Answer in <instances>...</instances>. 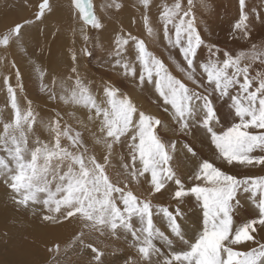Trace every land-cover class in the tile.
Listing matches in <instances>:
<instances>
[{
  "label": "snow or ice",
  "instance_id": "obj_1",
  "mask_svg": "<svg viewBox=\"0 0 264 264\" xmlns=\"http://www.w3.org/2000/svg\"><path fill=\"white\" fill-rule=\"evenodd\" d=\"M199 3L205 9L210 8L208 0H199ZM88 4L87 0H73L84 24L93 29H102L104 25L99 19H88ZM138 4L145 9L143 18L148 27L150 0H138ZM188 5L184 9L180 0H176L171 8H164L161 20L165 40L170 47L179 49L187 65V69L179 64L177 67L202 91L186 86L171 75L162 61L146 50L144 41L135 36L117 35L115 50L110 53L116 57L112 69L117 75L142 92L154 90L158 94L157 106L167 112L171 120L158 119L139 110L124 93L123 84L117 81H104L99 85L103 103H106V106H102L90 90V84L82 82L76 66L77 58L73 53L70 73H76L75 86L70 94L60 95L59 99L65 105H78L87 109V120L81 122L90 134L92 145H84L81 133H77L76 138L70 136L67 130L61 134L59 120L53 117L55 127L52 131L56 135L52 148L44 142L43 147L38 146L31 152V160L28 162L24 160L26 139L25 147L22 148L15 136H12L14 151L4 148L9 159L17 162L18 174L9 177L12 180L10 187L16 192L22 187H31L34 180L43 181L49 170L47 162L53 157L67 159L76 166L75 169L70 166L68 172L61 176V180L68 181L62 189L68 201L77 199L82 205L87 201L89 210L101 213V222L107 216L113 235L120 230L131 236L129 246L135 256H121L117 249L113 253L115 259L112 264H264V243L253 235L264 233V176L239 179L215 166V161L221 158L229 165L235 162L244 167L264 166V154H252L256 151L264 153V132L253 134L249 131L264 129V71H258L250 77L251 64L241 67L242 59L252 62L259 60L264 66V48L258 50L257 45H253L250 53H241L236 58L228 51H223L222 61L209 59L207 63L199 64L206 74V80H197V65L204 56V49L208 50L211 57H216L221 49L205 43L195 25L193 0H188ZM239 5L240 18L233 26V35L240 32L247 38L250 28L245 0H239ZM113 6L119 10L123 5L113 0L109 7ZM50 11L49 0H43L37 19H42L45 12ZM256 17L260 23H264L258 13ZM173 29L174 38L171 35ZM81 31L83 33V29ZM148 31L152 34L150 27ZM83 39L88 41L89 37L84 34ZM130 40L135 42L139 73L136 66L124 57L125 51H130L126 49ZM83 54L89 57L92 55L87 48L83 49ZM36 71L41 81L40 91L46 92L48 86L43 83L46 73L39 67ZM240 77H243L242 83ZM68 78H72L70 74ZM253 80L258 82L254 89ZM17 83L22 88L19 74ZM237 85L235 92L230 91ZM8 92L11 106L17 114L16 126L19 130L20 109L16 103L15 89L9 85ZM64 92L68 93V89L65 88ZM50 99H56L55 93H52ZM29 117L35 120L31 108L24 120L28 121ZM93 126L98 131H93ZM10 127L5 125L6 134ZM61 135L67 137L72 147L77 149L76 152L61 147ZM20 136L25 138L23 131H20ZM3 143V138H0V145ZM36 143L39 145L41 142L37 139ZM96 146L104 153L105 164L97 160ZM125 147L130 164L124 163V156L120 155ZM205 147L210 155L204 153ZM81 148L83 151L79 150ZM117 156H120L127 182L149 185L148 195L144 199L109 181L104 169L110 163V158ZM41 158L45 161L43 168L38 167ZM0 167H8L2 157ZM79 193H84L82 198L78 197ZM114 193L118 194L115 198ZM157 193L160 198L170 195L169 204L174 201L175 207L170 210L169 207L154 206L150 197ZM29 198L26 196L25 201ZM117 200L123 205L122 209ZM245 200L250 202V212L254 218H246L237 223V218L246 208ZM196 209L200 210L199 214ZM154 214H162L170 233L178 239H170L154 226ZM133 217L138 218L140 227L133 226ZM189 233L194 237V242H190ZM157 239L168 245L167 255L154 243ZM248 242L255 243L257 247L248 251H236L232 247ZM179 243L186 245L187 250H176L174 245Z\"/></svg>",
  "mask_w": 264,
  "mask_h": 264
},
{
  "label": "bare ground",
  "instance_id": "obj_2",
  "mask_svg": "<svg viewBox=\"0 0 264 264\" xmlns=\"http://www.w3.org/2000/svg\"><path fill=\"white\" fill-rule=\"evenodd\" d=\"M72 1L73 0H57V2L51 1L50 4L54 5L55 8L57 7L55 9V11L48 16V17L53 18L52 22H54L56 24H64V25L67 24L69 26L70 20L77 19L79 21V19L81 18L80 17L81 14L79 13V11H77L78 9L76 10ZM112 1H111V3H113ZM97 2H99L101 4V6H103V10L105 11V13L110 12V10H108L105 6V4H106L105 0H97ZM120 2L123 6L118 10V12L120 13V14H118L119 17L115 20V14L109 15L111 20L104 19L103 20L104 27L102 29H99V30L93 29V28H91L90 25H85L83 23L84 28L80 27L79 31H78V36H81V37L75 38V40L73 42L71 41L72 42L71 45L75 49V50H73V53H75L76 56L78 55V59L81 58V63L83 65H87L88 74L89 73L92 74V72L94 70L99 71L98 77L100 79V84H102L104 81L121 82L123 84L124 93L126 95H128V93L131 92L130 95H128V97L133 101V103L135 105H137L140 108L141 111H144L146 114L154 116L158 119L165 120L164 115H163L164 112H162L163 110L159 111L158 116L155 115V112H150L148 110L149 105L151 104V101H152V100H150V98L152 97V98L156 99L157 95H158V94L154 93V90L149 91L147 93L142 92L140 90V88L134 86L132 83H128V82L124 81L122 77H119L115 70L111 69V72H113V73L109 72L110 67L112 68V65L115 63V59H116V57L110 55V53H112L115 50L114 41H115V37L117 35L128 36L130 34L132 36H135L138 40H143L145 44H147V43L151 44V45H145L146 50L148 52L152 53L156 58L160 57V60L162 61V63L164 64V66L167 68L168 72L171 75H173L175 78L181 80L182 83L187 81L185 78V76H186L185 72H181L180 68L177 67V64H179L180 67L183 68L181 61H180V58L178 56H180L182 58V61H184L182 55L179 54L178 48H172L171 49L172 53L171 54L169 53L172 57L171 56L168 57L167 53L165 51L160 52V50L158 51L157 48L153 47L152 36H155L158 32L152 31V34H150L149 38L145 39V38H140L138 36V34L131 28L132 26L133 27L135 26L136 21H139L142 24L143 29L149 33L148 28L150 27L152 29L154 27V23L159 22V24L157 26L162 27V30H161L162 32L159 33L160 37L165 42V44L168 45L167 40H165V38H164V25H163V22L161 20V15H162L164 8L165 7L171 8L176 3V0H150V5H149L148 9L151 11V13L154 14V18L152 20H150L148 18V20H149L148 21V27H146L145 22L144 21L142 22V20H141V13L144 11V8L142 5L138 4V0H120ZM180 3H181L182 8H184V9L188 8L187 0H180ZM222 4H224V3L219 4L218 8L223 10V14L224 13L227 14V22L231 21L233 18H235V23L238 22L239 20H236V19H237V17L240 18L239 1L236 0L235 3L232 4V8H230L231 10L228 8L229 11H226L225 9H223L224 7ZM0 5H2L1 8H3L5 6V0H0ZM245 5H246L245 11L249 14L248 23H249L250 31H249V35L247 38H243L242 40L239 41L242 45H247V44L253 42L254 39L256 38L255 37L256 34L261 35L264 33V23H260L256 17V14L258 13L260 20L264 21V0H245ZM233 7H235V8H233ZM233 9H235V13H233ZM253 9H255V12L253 11ZM230 11H231V13H229ZM192 13H193V17L195 20V25L197 27V30L201 34V37L203 39V35L207 34L205 32V29H206L205 23H206L207 19L205 18L206 21H203V20L197 18L195 10L194 11L192 10ZM3 17H4L3 15L0 16V18H3ZM46 18L44 20H46ZM93 18H95V17H93ZM100 18L101 17H97V19H100ZM212 18H213L212 24L214 26H216V19H214V17H212ZM95 19H93V20H95ZM186 19H188V18H186ZM121 20H122V24H121ZM111 21H112V23H111ZM116 21H119V22H116ZM52 22H50L48 24V26H50L52 24ZM113 23H118L119 28H114L113 31H110ZM235 23L233 24V26L235 25ZM224 24L225 23H222V25H219V26L222 27V26H224ZM230 25H231V27H230ZM230 25L228 24V26L225 27L226 28V38H228V35L233 34L232 23ZM54 26H52V27H54ZM42 27H44V26H42ZM169 28H171V25H169ZM69 29L70 30L67 32L64 29H60V30L57 29L61 33L64 32V34L67 36V37L65 36L63 39L60 37L61 34H59L58 31L54 32V34L52 32V34L49 35L48 33H45V30H44L43 35L40 36V37H42L41 43L39 44L40 48L39 49L36 48L38 58H39V60H42V65H41L40 69H42L46 73L44 78L47 80H50L52 82L55 80V83L51 82L52 84H51L49 91L56 93L55 94L56 100L59 103L62 102L59 99L60 95L70 94V92H71L70 87L72 85V80L76 78L75 77L76 73H70V67L72 65V61H70L71 63L69 62L70 64H69L67 69L58 70L55 67H53V64L51 66L46 64V59H47L46 56H49V55L53 56L56 53H58L59 47H63L62 46L63 43L60 44V42H64V44H65V40H66L65 45H67V43H68L67 40H68V38H70L68 36L71 35L73 32V28H69ZM82 29H83V33L81 31ZM212 32L215 33V29ZM84 34H86L89 37L88 41H85L83 39ZM171 35H173V38H174V29L172 30ZM49 37H51L53 40L51 41L49 39ZM236 37L239 38L238 35H236ZM240 37H243V35ZM44 39H45V41L46 40L49 41L48 42L49 44L47 43L43 48L41 44L43 43ZM208 41H210L211 43L217 44L216 40L209 39V37H208ZM222 41H223V44H227V39H222ZM229 45H234V47L240 46L237 42H234V41H231ZM219 46L223 47L222 45H219ZM14 47H15V45L13 43H11V44H9L8 52H5V53L0 52V83L3 84V86H4V89H2V91H4L5 99L10 97L9 92H8V86L10 85L12 88L17 86V82H13L17 77V76L15 77L13 75V72L19 73L17 70V67L22 66L18 63H14V64L11 63L12 61H14L11 58V53L13 52ZM201 47L203 48V45ZM85 48H87L92 53L91 57H89V56L84 57L83 49H85ZM126 49H130V51L126 50L124 53V57L129 62H131L132 64H134L136 66L137 73H139L140 65H139V62L136 60L135 42L130 40L129 45L126 46ZM225 50H227V48H225ZM67 51H68V49H67ZM62 57H63V59L67 60V58H69L70 56L64 55ZM204 57L208 60L213 59L209 55L208 51L205 49H204ZM54 63H56V62H54ZM247 64H249V62ZM57 65L59 67L61 66V64H57ZM252 65H254V64L252 63ZM256 67H257V65H256ZM9 68H10V70H9ZM36 69L37 68H32V69H29L25 72L21 71L22 78L20 77L22 79V81L25 83V85L27 86L28 91H30V93H29L30 96H33V97H35V95L33 94L32 91L35 90V88L37 87L36 83L37 84L39 83L36 79V76H35L37 73ZM120 71L122 72L123 70L120 69ZM231 71L232 70L229 69L230 73H231ZM69 74L72 77L71 79L68 78ZM79 74L80 75H86L87 73H85L83 70H79ZM250 74H249L250 77L254 76V74H252V75H250ZM101 78H103V79H101ZM129 79H131V78H129ZM8 80H9V82H8ZM27 80H30L32 83L27 81ZM137 81H138V75H137ZM10 82H13V83H10ZM93 87H94V84L90 85V90H92ZM65 88L68 89V93L64 92ZM95 91L98 94V95H95L97 102L102 103V106H106V103H103V93L100 90V87L99 86L95 87ZM138 94L143 98L142 100L144 102L142 100L138 99L139 98ZM0 95H1L0 101H3L4 97H3L2 92ZM15 96L17 97V99L15 97L16 101H19V102H17V105L19 103L21 108H25L26 110H29L28 107L26 106V105H28L27 101L24 100V98L18 94H15ZM136 97H138V98H136ZM135 98L139 100V103L136 102ZM40 106L43 107L44 105H40ZM50 108L52 110H57V109L60 110L63 113V115L65 116L64 117L65 120L70 121L72 123L76 122L79 125L82 124V126H80V127L83 128V130H84V141H85L86 145H88L89 147L92 145L91 143L93 141H91L90 136L87 138V136L90 134L84 128L83 123L81 122L82 120L84 122H86V120H87V109H84L82 106H78V105H71V104L65 105L63 102H62V105L54 104L53 106L51 105ZM6 110H8V108H6ZM23 113L27 114V112H20L19 113V118H20L19 124L24 120V117L26 115L25 114L23 116ZM54 116L55 115L53 114V116H50V118L52 119ZM6 120H7L8 124L4 123V125H10L11 127L9 128V130L13 131L16 135H20V131L24 132L25 138L28 141L27 144L29 143L28 148H30L32 145V144L30 145L31 139L34 137L35 133L27 131L24 127L17 130L16 118L12 112L7 111ZM30 120L31 119H29V123H31V127H33L34 123H32V121H30ZM46 122H47V120H46ZM90 126H91V124H90ZM34 128L35 127H33V129ZM92 130L93 131L96 130L94 126L92 127ZM10 143L8 141L5 142V145L8 149L10 147H12V146H10ZM123 150H124V152H120V155L124 156V163L130 164L131 163L130 157L127 155L128 150H127V148H125ZM95 151H96V154H97V152L101 151L99 146H96ZM25 155L26 154L24 153V157H25ZM29 155H30V153H29ZM1 156L5 160L8 159V153H6V152L3 153ZM118 157L119 156L111 158L110 163H107L105 166V173L109 176L108 179H110V177L112 176L113 173L117 174L116 170H118L119 172L121 170L124 173V169H123L121 160ZM26 161H27V159H26ZM8 162H9V167L6 169L8 170V172L11 171V173H13V169L11 168L12 167V159L8 160ZM57 164H58V167L55 166L54 168H56L57 171H58V169L60 170V171H58L59 174L58 173L57 174L52 173L51 172L52 170H51L49 172V174L48 173L46 174V178L43 181H39V180L32 181V187H33L32 192L36 196V198L40 197V196H46V197L48 196V199L43 202V203H45L43 205V207H41V205H39L40 201H36V202L30 204L29 201L24 200L25 202H23L24 206H23L22 211L27 212V214H26V216L21 217L20 215L19 216L15 215V213H14L15 210L12 211L9 209L11 206H9V207L6 206L7 208H5V206L0 205V213H4L3 215H0V224H3V222L6 223L8 219L12 218L15 220V222L19 226V229H12V228L10 229L9 227H6L7 224L0 226V231H2L4 234L3 240H5V241L2 244L4 249H7L8 246L11 244H17L20 247V252L19 253L15 252L12 254H18V256H19V254H25L28 258L26 264H44V263L45 264H103V263L104 264H111L113 262V260L115 259L113 253L117 249L120 250V253H118V254L121 256H124V257H127L128 255L129 256H135L134 250L129 246V242L131 241V237L124 234V232H121L118 230L116 232V235H113L112 231L110 230L109 224H108L107 216L103 217V220H105V222H106L104 224L103 222H101V213L99 211L89 210L88 206H87V201H85L83 203V205L81 203H79L77 201V199H73L71 202L68 201V199L66 198V195H67L66 192L62 190L63 188H65L67 186L68 181L67 180H61V176L65 175V173L68 172L70 166L74 169L76 167L71 164V161H68V160H63V162L60 164L57 162ZM43 165H45V161H43L41 159L38 160V167L43 168L44 167ZM238 166H240V165H238ZM111 167H114L113 168L114 170L112 172H111ZM49 170H50V168H49ZM224 171L230 175H244L246 173V171H244V169L241 167H234V168L231 167L230 168V167H227L225 165H224ZM5 172H7V171H5ZM117 175H119V173ZM12 176H14V173ZM121 176L123 177L122 183H120V184L118 183L117 187L122 189V188H125V184L127 183V181H126V177L124 174ZM9 177L7 180L8 182L11 180V179H9ZM140 180L143 181V177ZM123 181L126 183L123 184ZM132 183H136V182L132 181ZM139 184H140V186H138L137 189L141 188L145 192L144 193L138 192L137 195L134 193V190L132 192L134 195L138 196L140 199H144L148 195L147 189H148L149 185L146 183H139ZM40 189H43V190H40ZM6 192H8V191H2V190L0 191V198L1 199H6L8 197ZM21 195L22 194H20V192H18L16 197L18 196L19 198H22ZM83 195H84V193H79L78 197L82 198ZM12 196H14V195L12 194ZM141 196H142V198H141ZM115 197H116V195L114 194V198ZM170 200L171 199L168 198V196H165V200H163V201L157 200V201L159 203H166L167 202L169 204L168 201H170ZM19 201H20V199H19ZM13 204H17V202L14 203L11 201V205H13ZM117 204H118V200H117ZM18 205H19V203H18ZM153 205L156 206L154 203H153ZM118 206L121 207V209H122L121 204H118ZM17 213H18V211H17ZM246 217L249 218V215H247ZM250 218H252V217L250 216ZM137 221H139L138 218L133 217L132 222L137 224L136 223ZM21 223L27 224V225H20ZM135 226L140 227L141 225H135ZM68 233H70V235H69L70 240H72L75 236L78 237L77 240L75 241L76 243L73 246L66 245V244H68V242L70 240L66 239L68 237L65 236L64 234H68ZM117 237H119V238H117ZM87 242H89V245H85V243H87ZM161 244H162V242H161ZM61 245H62V247H61ZM56 246H57V249L55 250L56 251L55 255L51 256L49 253H47V251H46L47 248L50 249L51 247H56ZM88 246H90V247H88ZM67 247H70V250L64 251ZM60 253H61V255L58 256V254H60ZM100 253H103V255L101 256ZM8 254L9 253H5L2 250L0 251V257H2L4 259L5 263H8V262H6V260L10 261V259H11V257L6 258ZM73 254H81L82 256H75ZM84 254L86 256H83ZM97 257H99V260H97Z\"/></svg>",
  "mask_w": 264,
  "mask_h": 264
},
{
  "label": "rangeland",
  "instance_id": "obj_3",
  "mask_svg": "<svg viewBox=\"0 0 264 264\" xmlns=\"http://www.w3.org/2000/svg\"><path fill=\"white\" fill-rule=\"evenodd\" d=\"M51 1L57 2V0H49V3H51ZM105 1H106V4H105L106 8L108 10H110L109 13H105V11L103 10V6H101V4L99 3L100 1L97 2V0H87V2L89 4L87 6L88 10L86 9V12L88 13V19L89 20H93L95 18L97 19V17H101L99 19V21L103 24L104 23L103 22L104 19L111 20V18L109 17V15H111V14H115V20L119 17L118 14H120V13L118 12V10L114 6L113 7H109V5L112 4L111 3L112 0H105ZM235 1L236 0H208V2L210 4V8L205 9V8H203L200 5L199 0H193L192 10L193 11L195 10L196 15H197L196 17L201 19V20H203V21H206V19H207V21L205 23V26H206L205 32L207 34L203 35V39H204L205 43L206 44H211V45L221 49V52L218 53L216 57H212L213 59H218V60L222 61L223 58H224L223 57V51H228L229 54L233 56V58H236L241 53H245V54L250 53L252 51V46L253 45H257L258 50L260 48H264V33L261 34V35H257L256 34L255 35L256 38L254 39V41L249 43V44H247V45H242L239 42L240 40H242L244 38V37H240V36L243 35L240 32L235 33L234 36H233V34L228 35V38H226V28L225 27H227L228 24L230 25L231 23H232V26H233V24L235 23V18H233L231 21L227 22V14L226 13L223 14V10L219 9L218 7H219V4L224 3V4H222L223 7H224L223 9H225L226 11H229V9L232 8V4H234ZM116 2L119 3L120 0H116ZM187 2H188V0H187ZM42 3H43V0H5V6L3 8H1L2 5H0V16L1 15L4 16L3 18H0V52H3V53L8 52L9 44H11V43H13L15 45L14 50L11 53V58L15 62L12 61L11 63H13V64L14 63H18V64L22 65L21 67H17V70H18L19 73L13 72V75L15 77L16 76L18 77V74H19V80L21 81V85H22V88H21L18 85V83H17V86L14 87L15 94H18V95L22 96L24 98V100L27 101L28 105H26V106L28 107V109L31 108V110L33 112V115L35 116V120L34 121H33L32 117H29L28 121L23 120L19 124V129L24 127L27 131L35 133L34 137L31 139L30 145L31 144L32 145H31L30 148H28V144L29 143L27 144L28 141L26 140V146H27V150L28 151L25 152V154H26L25 157H24L25 162H28V161L31 160V158H30L31 157V152L35 150V147H38V146L43 147V143L44 142H47L50 148H52L54 146V144H55V135L56 134H55V132L52 131V129L55 127V124H54L53 119L50 118V116H53V114L55 115L54 116L55 119L59 120V124H60L59 131L61 132V134L65 130H67L70 136H72L73 138H76L77 133H81L82 134L81 138L83 139L84 145L88 146V145H86V143L84 141V130H83V128L80 127V126H82V124L79 125L76 122L72 123L70 121H67V120L64 119L65 116L63 115V113L60 110H58V109L57 110H52L50 108V106L51 105L53 106L54 104L62 105V102L59 103L56 99L55 100L50 99V96L52 95V93H54V92H50L49 91L50 87H51V84L53 82L43 78V83L48 86V90H46V92H41L40 91L41 81L39 79L38 73H36L35 76H36V79H37V81L39 83L38 84L36 83L37 87L35 88V90L32 91L33 94L35 95V97H33V96H30V94H29L30 91H28L27 86L25 85V83L21 79L22 78L21 71L25 72V71H27L29 69H32V68H37V67L41 68L42 60H39L36 48H38V49L40 48L39 44L41 43V38H42L40 36L43 35L44 30H45V33H48L50 35V34H52V32L54 34V32H56V31H58L60 29H64L67 32V31L70 30L69 28H73L72 34L68 36L70 38H68V40H67V42H68L67 45H65L66 44V40H65V44H64V42H60V44L63 43L62 46L64 48L63 47H59L58 53H56L53 56H50V55L46 56L47 57L46 64H48L49 66H51L53 64V67H55L56 69L65 70V69L68 68L69 64L71 63L70 61H72V60H71L70 57H72L73 50H75L71 44L75 40V38H80L81 37V36H78L79 28L80 27L84 28V26H83L84 22L82 21L81 18L79 19V21L77 19L70 20V25L69 26L67 24H65V25L64 24H56V23L52 22L53 18L52 17H48V16L50 14H52L55 11V9L57 8V7L55 8L54 5H51V11L50 12H45V14H44L42 19H37V15L41 11ZM72 3H73V1H72ZM120 4H121V2H120ZM188 7H189V5H188ZM233 8H235V7H233ZM144 12H145V9L141 13L142 22L144 21V18H143ZM229 13H231V11ZM233 13H235V9H233ZM147 16H148V18L150 20H152L154 18V14L151 13V11L149 9L147 10ZM93 17H95V18H93ZM212 17H214V19H216V26H214L212 24L213 23V20H212L213 18ZM45 18H46V20H44ZM236 20H239V18L237 17ZM112 21H111V23H112ZM50 22H52V24H51L52 26L55 25L56 27L55 26L52 27L51 25L48 26V24ZM116 22H119V21H116ZM222 23H225V24H224V26L220 27L219 25H222ZM121 24H122V20H121ZM158 24H159V22L158 23L155 22L154 23V27L152 28V31L158 32L155 36H152V38H153V47L157 48L158 51L160 50V52H164L165 51L167 53V56L170 57L171 56L170 54L172 53V51H171L172 47H169L161 39L159 33L162 32L161 31L162 27L161 26L158 27L157 26ZM42 26H44V27H42ZM230 27H231V25H230ZM114 28H119L118 27V23H113L110 31H113ZM131 28L138 34V36L140 38L147 39L150 36V34L143 29V26H142V24L139 21H136L135 26L134 27L132 26ZM214 29H215V33L212 32ZM17 33H18V35H17ZM58 33L61 34L60 37L62 39L66 36L64 34V32L61 33V32L58 31ZM236 35H238L239 38H237ZM208 37H209V39L216 40L217 44H214V43H211L210 41H208ZM5 38H7V40H5ZM49 39L51 41L53 40L51 37H49ZM222 39H227V44H223ZM231 41L237 42L240 46L234 47V45H229ZM48 42L49 41H47V40L45 41V39H44L43 43L41 44L42 47L44 48V46ZM5 43L7 44L6 47L4 46ZM145 45H151V44L147 43ZM219 45H222L223 47H221ZM225 48H227V50H225ZM67 49H68V51H67ZM205 50H207V49L205 48ZM64 55L70 56L69 57L70 59L69 58H67V60L63 59L62 56H64ZM85 56L86 55H84V57ZM178 57L180 58V61H181V64H182L183 68L187 69L186 62L182 61V58L180 56H178ZM76 58H77L76 59V66L78 68V73H79V70H83L85 73H87L86 75H80L79 74L80 77H81L82 82H84L86 84L88 83L90 85L94 84V87L92 88L91 91L94 93V95H98L96 93V91H95V87L100 85V79L98 77L99 76V71L98 70H94L92 72V74L91 73L88 74L87 65H83L81 63V58L78 59V55L76 56ZM157 58L160 59V57H157ZM54 62H56V63H54ZM207 62H208V59H206L204 56L199 61L198 65H197V80H200L201 78L206 80V74L203 73V70H202L201 67H199V64L207 63ZM248 62H249V64H251V67H250V70H249V74L251 73L250 75L254 74V76H255L256 72H258V70L259 71H264V66H262L260 64L259 60H257L256 62H252L249 59H242L241 60V67H243ZM72 63H73V61H72ZM252 63L254 65H252ZM57 64H61V66L59 67ZM256 65H257V67H256ZM111 69L112 68L110 67V71L109 72L113 73V72H111ZM9 70H10V68H9ZM17 77H16V79L13 82H17L18 81ZM75 77H76V75H75ZM119 77H121V76H119ZM185 78H186L187 81H185L183 83H185L186 86H188L190 88H195L197 91H202V89L197 88L196 85H193L192 82L187 79V76H185ZM239 79H240V82L242 83L243 82V77H240ZM27 81L31 82L30 80H27ZM8 82H9V80H8ZM13 82H10V83H13ZM74 86H75V79L72 80V85L70 87L71 90H72V88H74ZM257 86H258V83L255 80H253V89L255 87H257ZM237 88H238V85L235 86L233 89H230V91L235 92ZM2 89H4V86H3V84L0 83V91L2 92L3 97H4V100L0 101V138H3V141H4L3 145H0V157H2L1 155L3 153H5V151H4V148L6 147L5 142L8 141L10 143L11 142L10 139H11L12 136H15L16 140H18V142L20 143V146L22 148L25 147V139H26V138H21L20 135H16L13 131H11L9 129L7 131V134H6V129H5L4 123H7V120H6L7 111L8 112H12L14 114L15 118H16L17 114H16L15 111H13L14 109L11 106L10 97L5 99V94H4V91H2ZM250 90H252V89H250ZM1 92H0V94H1ZM130 93L131 92H129L128 95H130ZM0 97H1V95H0ZM138 97H136V98H138L139 100L143 99L139 94H138ZM16 99H17V97H16ZM138 99H136L137 103H139ZM150 100H152V101H151V104L149 105V109L148 110L150 112H155V115L158 116L159 111L163 110V109H161V108L159 109V107L157 106V98L154 99V98L151 97ZM29 101L31 102V105H29ZM17 102H19V101H16V103ZM161 102L162 101H160V103ZM40 105H44V106L42 107ZM18 107L20 109V112H27L28 111L25 108H21L19 103H18ZM6 108H8V110H6ZM137 108L140 110V108L138 106H137ZM162 112H164V111H162ZM56 113H59V116H56ZM25 114L26 113H23V116ZM146 115H148V114H146ZM163 115H164L165 120H171V117L168 115L167 112H164ZM29 119H31L30 121H32V123H34V126H33V127H35L34 129H33V127H31V129H29ZM46 120H47V122H46ZM16 128H17V126H16ZM96 131H98V129H96ZM249 131L252 132L253 134H259L261 132H264V129H249ZM169 135H171V133H169ZM89 136L90 135H88L87 138ZM36 139H38L41 142L39 145L36 143V141H37ZM91 141H92V139H91ZM60 144H61V147H67L69 151H72V152H76L77 151L76 148L72 147V145H71L70 141L67 139V137H65L63 135H61V137H60ZM10 146H12V147H10L9 149L14 151V147H13L12 143H10ZM199 147H200V145L198 144L197 148H199ZM79 150L83 151L82 148L79 149ZM121 152H124V150H121ZM29 153H30V155H29ZM204 153L206 155H210V153L208 152V148L207 147L204 148ZM252 154L253 155H262L264 153H260L259 151H256V152H254ZM96 155H97V160L100 161L101 164H105V160L103 158L104 157V153L102 151H99V152H97ZM118 158H120V156ZM26 159H27V161H26ZM8 160H11V159H9V157H8V159L5 160L6 163H7V166L9 167ZM41 160L44 161L43 158H41ZM65 160H67V159H65ZM110 160H111V158H110ZM57 162L60 164V163L63 162V160L58 159L56 157H53V159L48 162V169L50 168V170H48V172H47L48 174H49V172L51 170H52L51 172L55 173V174H57L58 171H60L59 169L57 171L56 168H54L55 166L58 167ZM16 163L17 162L12 159V167L11 168L13 169L14 176H16L18 174ZM137 164H139V161H137ZM224 165L227 166V167H230V168L231 167H233V168L234 167L243 168L244 171H246V173L244 175H235L239 179H243V178H246V177L258 178V177L264 176V166L244 167L242 165L238 166V164L229 165V164H227L226 161H223L222 158L220 160H216L215 161V166L220 167L222 171H224ZM189 166L191 167V165H189ZM0 168H1L0 169V191L1 190L2 191H8V192H6L7 196H8L6 199H1L0 198V205L5 206V208L11 206L9 209L12 210V211L15 210L14 211L15 215H17V216L20 215L21 217H24L27 214V212L22 211L23 206H24L23 202H25L24 200H25L26 196L27 197H31V199L30 198L27 199V201H29L30 204L34 203L36 201H40L39 205H41V207H43V205L45 204L43 202L48 199V196L47 197L46 196H40V197L36 198V196L32 192V188L33 187L31 186V187H28V188H23V187L20 188L19 192H20V194H22L21 195L22 198H19L18 196H17L18 197L17 198L16 195H17L18 192L13 191L11 189V187H10V185L12 184V182H11L12 180H10L9 182L7 181L8 177L12 176L13 173H11V171L8 172V170L6 168H4V167L3 168L0 167ZM113 168L114 167H111V172L114 170ZM5 171H7V172H5ZM104 171H105V169H104ZM116 171H117V174L119 173V175H117L116 173H113L114 175L112 174V176L110 177L111 180L109 179V181H111L114 186H117L118 183L119 184L122 183V180H123V177L121 176V175H123V171H121V170H120V172L118 170H116ZM107 177H109V176L107 175ZM6 181H7V183H6ZM124 183H126V182L123 181V184ZM138 186H140V184L137 183V182L136 183L127 182V188H122V189H124L125 191L126 190L127 191L128 190H131V191L134 190V193L136 195L138 194V192L144 193L145 191H143L141 188L137 189ZM12 194L14 196H12ZM114 194L116 196H118V194H116V193H114ZM244 195L247 196V194H244ZM141 198H142V196H141ZM150 198L152 200V203H154L156 206L169 207L170 210H172L175 207V202H172L171 204H168L167 202L166 203H159L157 200H159V201L165 200V197L164 198H160V194H157V195L155 194L154 196H152ZM168 198L171 199V196L169 195ZM19 199L21 201L19 203V205H18V203L11 205V201L15 203V202L19 201ZM243 202L246 204V208L242 212V215L237 218V223L242 222L244 219H246L247 215H249V218H250V216L252 218H254V216H252L251 212H250V209H251L250 202L247 201V200H245ZM118 204H121L119 200H118ZM121 206L123 208L122 204H121ZM17 211H18V213H17ZM153 211L155 213V207H154ZM189 211H191V209H189ZM199 211H200L199 209H196V213L197 214H199ZM3 214L4 213H0V215H3ZM134 218H136V217H134ZM153 221H154V226L157 229H159L160 231L164 232L165 235L169 236L170 239H178V238H174L172 236V234L170 233V230L166 226V223H167L166 219L163 218L162 214H158V215L154 214ZM103 223L104 224L106 223L105 220H103ZM132 223H133L134 227H139V226H135V225H140L139 221L136 222L137 224H135L134 222H132ZM6 224H7L6 227H9L10 229L11 228L12 229H19V226L17 225L15 220L12 219V218L8 219L6 223L3 222V224H0V226L1 225H6ZM20 225H27V224L21 223ZM118 231H120V230H118ZM124 234H126V233H124ZM64 235L68 237L66 239H69L70 233L64 234ZM126 235L131 237L130 234H126ZM253 235H255L256 239L259 240L261 243H264V233H253ZM3 237H4V234H3L2 231H0V246H1L0 247V251L2 250L5 253H9L6 258L11 257V259H10V261L6 260V262H8V263H5L4 259L2 257H0V264H15V263L16 264H26L28 258H27V256L25 254H19V256H18V254H12V253H15V252H18V253L20 252V247L17 244H11V245L8 246L7 249H4L2 244H3V242L5 240H3ZM189 237H191L190 242H194V237L192 236L191 233H189ZM77 238L78 237L75 236L72 240L69 239L70 241L66 245L73 246L76 243L75 241L77 240ZM161 242H162V244H161ZM154 243L158 247H160L162 249V251L165 253V255H167V253L169 251V247H168L167 244H165V242L163 240L157 239V240L154 241ZM85 245H89V242L85 243ZM61 247H62V245H61ZM88 247H90V246H88ZM174 247L176 248V250H187V246L183 245L182 243L175 244ZM232 247L236 251H248L252 247H257V245L255 243H253V242H248L246 244L232 245ZM56 249H57V246L56 247H51L50 249L47 248L46 251L51 256H53L56 253V251H55ZM69 250H70V247H67L64 251H69ZM59 255H61V253L58 254V256ZM73 255L82 256L81 254H73ZM83 256H86V255L84 254Z\"/></svg>",
  "mask_w": 264,
  "mask_h": 264
}]
</instances>
